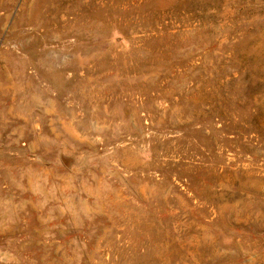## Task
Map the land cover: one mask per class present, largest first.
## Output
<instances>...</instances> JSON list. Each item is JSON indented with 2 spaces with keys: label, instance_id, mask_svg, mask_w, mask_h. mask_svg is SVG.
Returning <instances> with one entry per match:
<instances>
[{
  "label": "rangeland",
  "instance_id": "1",
  "mask_svg": "<svg viewBox=\"0 0 264 264\" xmlns=\"http://www.w3.org/2000/svg\"><path fill=\"white\" fill-rule=\"evenodd\" d=\"M0 264H264V0H0Z\"/></svg>",
  "mask_w": 264,
  "mask_h": 264
}]
</instances>
